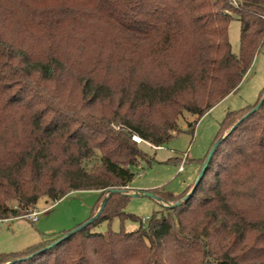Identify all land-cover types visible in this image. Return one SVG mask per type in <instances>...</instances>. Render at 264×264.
I'll list each match as a JSON object with an SVG mask.
<instances>
[{"label":"trees","instance_id":"trees-1","mask_svg":"<svg viewBox=\"0 0 264 264\" xmlns=\"http://www.w3.org/2000/svg\"><path fill=\"white\" fill-rule=\"evenodd\" d=\"M263 45L264 0H0V220L128 186L149 162L133 136L161 147L186 115L193 133ZM263 96L226 112L218 131L232 124L189 194L147 190L173 204L146 227L94 230L140 220L113 192L87 225L0 253V264H264Z\"/></svg>","mask_w":264,"mask_h":264},{"label":"rangeland","instance_id":"rangeland-1","mask_svg":"<svg viewBox=\"0 0 264 264\" xmlns=\"http://www.w3.org/2000/svg\"><path fill=\"white\" fill-rule=\"evenodd\" d=\"M239 30V20L234 17L229 22L228 39L231 50L235 54L239 52ZM263 87L264 45L241 80L238 90L231 92L207 111L198 120L193 133L188 130V126L195 117L186 115L179 125L181 131L174 132L163 146L158 148L139 141L149 162L142 160L133 166L131 168L133 179L130 184L124 187L116 186L115 189L122 190L128 196L137 190L147 191L150 189H163L173 194L189 193L200 173L203 160L214 137L216 139L224 135L232 124L226 122L218 131L219 123L223 120L226 112L254 103ZM183 158V170L178 171V166ZM208 176V179L211 180L212 174ZM107 191L103 192L100 197L96 190H75L54 203H48L44 199L40 200L31 210L39 212L36 222L29 220L26 216L29 213L20 217L0 220V253L22 250L43 238L71 230L80 223L89 220L93 214H96V207L98 210ZM172 204V201H163L164 206ZM161 206V202L150 196H130L124 211L135 215L140 220L113 217L110 221L99 222L94 230L103 232L110 228L114 231L120 229L131 231L139 227L140 224L146 227L148 217L154 211L160 210Z\"/></svg>","mask_w":264,"mask_h":264},{"label":"water","instance_id":"water-1","mask_svg":"<svg viewBox=\"0 0 264 264\" xmlns=\"http://www.w3.org/2000/svg\"><path fill=\"white\" fill-rule=\"evenodd\" d=\"M263 99H264V96H263L262 99L260 100L259 104L262 102ZM259 104H258V105H259ZM256 107H257V106H256ZM218 143H219V140H218L217 142H215V143L212 145V147L210 148V150H209V152H208V155H207V157H206V160H205V162H204L203 165H202L201 171H200V173L198 174V176H197V178H196V180H195L194 186H193V188L191 189V191H192V190L194 189V187L197 185V183H198L200 177H201L202 174L204 173L205 168H206V166H207V164H208V161H209V159L211 158L212 154L214 153L215 148H216V146L218 145ZM113 192H122V191L119 190V189H115V188H114V189H109V190L107 191V194H106L105 198L102 200L101 205H100L99 209L97 210L96 214H95L94 216H92L89 220H87L82 226L87 225V224L90 223L93 219H95V218L97 217V215H98V214L101 212V210L103 209V207H104V205H105V202H106L107 198H108L109 195H110L111 193H113ZM122 193L125 194L124 192H122ZM189 193H190V192H189ZM189 193H188V194H189ZM188 194H187V195H188ZM187 195H186V196H187ZM129 196H150V197H153V198L157 199V200H158L159 202H161L162 205H163V201H162L158 196H156L155 194H153V193H151V192H148V191L137 190V191H135L133 194H129ZM186 196L183 198V200L186 198ZM177 203H178V202H177ZM72 232H73V231H72ZM72 232H70V233H72ZM70 233L65 234L62 238L67 237ZM62 238H60V239H62ZM60 239H59V240H60ZM59 240H57V242H58ZM7 264H9V262H8Z\"/></svg>","mask_w":264,"mask_h":264},{"label":"built area","instance_id":"built-area-1","mask_svg":"<svg viewBox=\"0 0 264 264\" xmlns=\"http://www.w3.org/2000/svg\"><path fill=\"white\" fill-rule=\"evenodd\" d=\"M133 139L137 142L140 141V138L139 137H136V136H133ZM159 148V147H158ZM183 164H184V158L182 160V162L179 164L178 166V171H182L183 170ZM38 211H31L29 212V214H27L26 216L29 218V220L31 222H36L37 221V217H38Z\"/></svg>","mask_w":264,"mask_h":264},{"label":"crops","instance_id":"crops-1","mask_svg":"<svg viewBox=\"0 0 264 264\" xmlns=\"http://www.w3.org/2000/svg\"><path fill=\"white\" fill-rule=\"evenodd\" d=\"M238 90V89H237ZM9 219H11V218H9Z\"/></svg>","mask_w":264,"mask_h":264}]
</instances>
